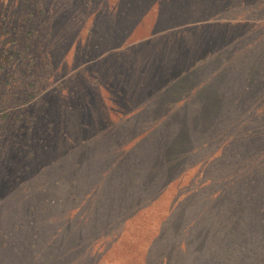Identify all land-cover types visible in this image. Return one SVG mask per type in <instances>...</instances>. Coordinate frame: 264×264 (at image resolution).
I'll list each match as a JSON object with an SVG mask.
<instances>
[{
    "label": "rangeland",
    "instance_id": "374dc122",
    "mask_svg": "<svg viewBox=\"0 0 264 264\" xmlns=\"http://www.w3.org/2000/svg\"><path fill=\"white\" fill-rule=\"evenodd\" d=\"M121 1L0 0V264H14V246L3 247L11 234L16 252L28 264L37 252L50 259V253L32 250L29 229L16 231V225L34 222L49 228L45 243L54 242L58 229L65 232L58 234V242L72 233L81 238V229L87 228L81 222L96 207L102 187L113 197L110 181L101 177L113 172L110 145L123 126L113 118L116 108L132 117L129 125L136 118L141 129L148 127L143 157L148 187L126 197L133 207L149 199L145 215L136 207L123 229L114 223L104 232L113 256L124 264H187L196 256L191 249L205 253L213 243V263L229 262L220 242L211 239L218 240L220 223L210 226L206 211L200 218L203 208L190 211L194 193L184 190L189 181L183 180L199 173L203 158L198 151L209 141L214 140L216 153L242 143L240 129H234L237 133L225 145L232 126L224 121L226 97L253 91L231 89L232 83L263 84L258 96L264 112V0ZM150 90L155 106L147 105V99L141 102ZM149 109L156 114L145 122ZM259 136L243 144L263 147ZM242 145L230 164L241 161ZM125 147L126 140L123 152ZM257 151L261 156L262 148ZM211 152L207 157L216 159ZM251 153H256V165L250 161L245 168L255 172L257 152ZM123 158H117L121 168ZM219 178L212 195L230 189L228 171L219 172ZM241 185L238 180L232 191L239 195ZM231 197L225 208L221 200L212 212L225 210ZM199 218L204 221L181 239L180 230ZM134 240L139 244L131 245ZM197 257L203 264V257Z\"/></svg>",
    "mask_w": 264,
    "mask_h": 264
},
{
    "label": "trees",
    "instance_id": "16d2710c",
    "mask_svg": "<svg viewBox=\"0 0 264 264\" xmlns=\"http://www.w3.org/2000/svg\"><path fill=\"white\" fill-rule=\"evenodd\" d=\"M198 1H200L202 4H205L203 0ZM119 3L123 2L120 0ZM135 13H137L136 10ZM29 32L32 33V30H29ZM259 86L262 87L263 84H259L255 80L251 83L248 82L247 84H245V87L241 84L232 83L231 89L242 88L243 90H246L245 92H248V88L250 87V90L253 91L252 94L249 93L251 96H249L248 93H244L242 91L240 95H236L231 98L228 94V96L226 97V104L228 103L229 106L227 108L229 110L225 112L224 121H231L232 126L226 133V137H229V141H226L225 145L230 143L231 136L237 133L234 129H240L239 131L241 132V134L239 135V139L243 140L242 143L240 142V145H232L230 143V148H226V150L224 148L218 149V147H216L218 149V153H216L217 150L216 152H214L215 150L213 149L214 140L209 141L208 144H206V147L203 145V147L198 151V155H201V157L203 158L201 165L197 168V170H199V173L197 175H193L192 178L188 176L183 180L184 182L189 181V184L187 185V187H185L184 190H192V192L194 193L192 203L191 205H189L190 211L192 209H195L201 212V209L203 208V213H200L199 215L200 218L204 217V214L207 213L209 216H211L208 223L210 224V226L216 227L220 223V236L218 240L215 238L211 239H213L214 242L215 240L217 242H220L219 248H221V255H227V258L226 256H224L225 260H229V262L227 263L224 260L226 264H264V145L263 147L258 146L257 148H255L254 144L251 142H246V144H243L247 137H251L252 135H255L257 133H260L259 137H262V139H264V126L260 127V124L264 123V121H261L264 120V112L261 111L259 107L261 103V97H259L258 94L261 93L262 89ZM125 88V91H127V86H125ZM257 89L259 91L254 92ZM149 92L150 94L147 95V97L143 96L145 99L141 102L144 103L147 99V105L151 104L155 106V102H153L152 99V97L154 96L151 93V90ZM185 101L186 99H184L183 103L186 104ZM115 104L117 103L115 102ZM233 108L237 109L235 111V114H232L231 112ZM118 111L119 109L116 108L113 114V118H115L117 121H123V126L121 127L122 130L115 131V133H113V135L115 136V140L110 145V154L114 159V162L112 163L113 172L109 177H101V179H103V182L105 183L108 180L110 181L109 186L114 191L113 197L108 196L105 189L102 187V191L98 195V200L96 201V207L93 208L90 212L86 211L84 220H82V222L80 221L82 225L84 224L87 226L86 229H81L82 239L79 235L74 236V234L72 233L68 236L66 235V238L64 240H61V242H58V240L56 239L58 237V234H60L61 231L64 232V230L58 229L56 231L57 235H55V237L53 236L54 242L45 243L44 240L45 238L47 239V236L45 237V235H49L47 234L49 228L46 227V229H42L38 223L34 222L28 225H16V231L21 230L23 227H27L29 229V237L31 238V242L33 243L32 247L34 248L32 250L36 251L39 249V252L41 250H44L45 255L46 252L50 253V259L48 256L43 259L42 257L40 258V255L37 252V254H35L33 264H49L48 261H50V264H124L121 259L113 256L114 254L112 253H114V250H112L111 248V240L105 238L106 234L104 232H108L109 229H111V227L114 225V223L120 224L121 229H123L124 225H128L130 223L129 221L135 216V214L131 210L136 207L137 210L135 212L141 211L143 215L146 214L145 200H148L149 198L145 197L141 202H137V204H135L136 206L133 207L131 201L126 197V194L140 192L143 193L145 188L148 187L146 177L148 171H144L145 169L143 167V159L146 158L143 157L146 156L144 147L147 143L148 127L141 129L140 123L142 122L137 123L136 118L134 119V126L129 125V121L132 120V117L127 114L125 115L119 113ZM148 113L153 114L150 115ZM155 114V110L149 109V111H147V114L144 115L143 120L146 122ZM251 122L257 124V126L254 127L250 124ZM130 129L132 130L129 131ZM143 135H145L146 137L144 138ZM239 139L237 140L239 141ZM125 140L126 147L125 151L123 152V143ZM222 145H224V142H222ZM241 145L243 149L241 151V161L238 164H230L232 157H234L237 152L239 153ZM260 148H262L261 156L258 155L261 151H257ZM51 150H54V148H52ZM254 150L257 152V166L255 172H248L245 168V165L247 163L253 161L256 165V153H251L254 152ZM98 151L99 154H102L104 152L101 148H98ZM208 151H213L215 154H217L218 160L217 155L215 157L216 159H210V157L208 158L206 155ZM121 154L124 155L123 168H121V161L117 162V158ZM128 154H130L131 157L125 158V156H127ZM250 154H252L251 157H249ZM259 157L260 159L263 158L260 162L261 164L258 163L260 161ZM259 164L261 165V167ZM230 165L232 166L231 168ZM258 167H260V169L262 170V174H259ZM188 169L189 168L185 167L186 171ZM227 171L232 177V179L228 181L230 189L226 191V189L222 187V191L224 193L212 195L211 189L217 183H221L219 172L225 173ZM211 175L213 176V178H210ZM237 179L243 181V185L240 186L239 195L235 194V192L232 191L236 186V182L238 181ZM217 189H215L214 193ZM231 193L232 197L228 201L226 209H222L223 211L220 213H213L212 209L218 206L217 202L222 200V205H220L223 208ZM233 199L236 200L234 204H232ZM254 200L255 206L250 207ZM55 204L58 205L59 203L55 202ZM148 205L149 203L147 202V206ZM54 208L57 209V207ZM60 216L61 213L57 214L53 218L56 219V217L59 218ZM165 216H168V214L166 213ZM247 217H249V219H247ZM88 218L90 219L88 220ZM144 218L145 217H143L142 219ZM200 218L197 221L195 220L194 223H190L189 226L187 225L185 229L182 228L180 230L179 236L181 239L185 237L187 233H190V231H195L194 229L197 226L196 224H199L198 222L204 221ZM88 221L89 225L87 224ZM192 221L193 220H191V222ZM144 225H146V223L143 222L142 226ZM166 225H169V223L166 222ZM242 225H244L245 228H243ZM250 227L252 229H250V233L248 234V229ZM141 228L144 230V227ZM124 232L125 230L122 232V235ZM153 232L156 233V228ZM90 234H92L91 237ZM95 234H97V236H94ZM7 239L8 241H5L3 247L4 245L6 248H13L14 246V264H28L27 261L20 258L22 254L16 252L17 249L15 247H17V242L15 241L14 244L12 243V234ZM153 240L157 241L155 238ZM238 243L243 244V246L239 247ZM44 244L46 247L42 249L41 246H43ZM132 244L138 245L139 243L134 240L131 242V245ZM215 247L216 246H214L213 243L209 244L207 245L206 252L199 254L196 253L195 249H191L190 255H193L195 253L196 256H194V259L189 257L187 264L197 263V255H199L200 258L203 257V264H210V262L211 264H219V262L213 263L215 257H217V254L215 255L217 247ZM49 249H51L50 252ZM55 251H57V253H54ZM105 252H107V254ZM207 253H211L212 255L209 257V254ZM213 254L215 255V257ZM79 255H81V257ZM119 257H124V254ZM198 264H201V261H198Z\"/></svg>",
    "mask_w": 264,
    "mask_h": 264
}]
</instances>
